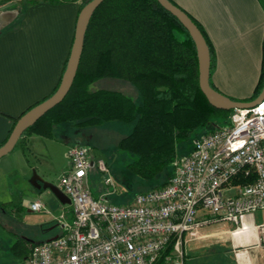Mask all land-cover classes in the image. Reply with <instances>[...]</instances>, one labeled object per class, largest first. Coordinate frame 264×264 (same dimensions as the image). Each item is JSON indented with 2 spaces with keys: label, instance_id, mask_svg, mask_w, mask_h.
<instances>
[{
  "label": "trees",
  "instance_id": "obj_1",
  "mask_svg": "<svg viewBox=\"0 0 264 264\" xmlns=\"http://www.w3.org/2000/svg\"><path fill=\"white\" fill-rule=\"evenodd\" d=\"M89 1L82 0L80 10ZM106 78L129 82L140 101L118 90L92 88ZM263 86L264 64L254 94L246 100L255 99ZM231 112L215 108L206 99L199 87L196 46L178 19L157 0H104L91 18L69 93L20 140L33 133L53 137L54 129L60 126L82 129L111 123L132 125L116 145L129 157L126 175L122 176L126 181L137 179L142 187L152 185L153 189L167 184L174 160L193 135L201 128L226 125ZM111 171L115 176L112 167ZM253 180L254 175H239L234 183ZM111 200L115 203L113 196ZM174 246L172 238L154 264H165L173 257Z\"/></svg>",
  "mask_w": 264,
  "mask_h": 264
},
{
  "label": "built area",
  "instance_id": "obj_2",
  "mask_svg": "<svg viewBox=\"0 0 264 264\" xmlns=\"http://www.w3.org/2000/svg\"><path fill=\"white\" fill-rule=\"evenodd\" d=\"M90 153L88 145L70 147V166L59 179L73 218L59 216L61 234L33 244L17 264H154L170 239L179 251L184 234L207 222L199 220L200 211L239 231L258 229L264 237V223L247 222L256 211L264 215V100L232 110L229 123L176 157L166 185L137 193L125 204L111 200L118 186L110 164L92 161ZM93 168L102 176L98 197L89 186ZM239 175L254 180L234 183ZM30 208L40 212L45 205L36 200Z\"/></svg>",
  "mask_w": 264,
  "mask_h": 264
},
{
  "label": "crops",
  "instance_id": "obj_3",
  "mask_svg": "<svg viewBox=\"0 0 264 264\" xmlns=\"http://www.w3.org/2000/svg\"><path fill=\"white\" fill-rule=\"evenodd\" d=\"M171 1L204 32L211 52L210 83L214 89L235 100L250 98L260 81L264 64V0ZM79 10L80 3L75 1L36 2L21 10L9 5L0 6V145L7 139L14 121L49 98L60 83L72 48ZM115 80L119 79L106 78L97 82L103 84ZM109 127L110 124L82 129L60 126L54 129L53 137L35 133L26 135L12 152L0 159V175L5 168L14 165L13 159L21 160L19 164L24 173L34 167L38 169L30 164L28 154L34 153L37 159L41 155L53 157L58 145L59 157H53V161L59 158L62 162L55 169L61 171V176L70 166L69 148L79 144L90 147L92 161L103 158L112 167L111 159L98 152L94 154L91 142L105 136L111 130ZM37 144L42 148H35ZM42 169L45 173L53 171L47 167ZM35 192L38 198L46 197L52 209L60 211L59 216L63 214L68 220L73 218L71 205L62 204L49 189L35 188ZM101 193L102 184L95 195ZM59 216L52 220L58 230L51 231L44 241L61 234L55 221ZM212 217L200 211L199 220L207 222L185 233L183 242L188 241V235L195 236L206 226L226 224L229 227L226 243L233 257L230 264H264V237L258 229L239 231L234 224ZM247 222L261 225L264 215L256 211Z\"/></svg>",
  "mask_w": 264,
  "mask_h": 264
},
{
  "label": "rangeland",
  "instance_id": "obj_4",
  "mask_svg": "<svg viewBox=\"0 0 264 264\" xmlns=\"http://www.w3.org/2000/svg\"><path fill=\"white\" fill-rule=\"evenodd\" d=\"M45 1H75L81 3L82 0H0V6L5 8L9 5L21 10L30 4ZM92 88L94 90L100 88L118 90L132 97L137 102L140 101L138 91L122 80L104 82L103 84L97 82L92 85ZM221 125L222 123L220 122ZM109 128L111 130L107 131L105 136L96 137L91 142L94 145V154L98 152L104 158L111 159L110 163L118 186V191L113 196V200L117 204H125L126 200L129 199L130 202V199H133L142 190H150L152 185H144L142 187L137 179L126 181L122 176L126 175L125 166L129 159L126 153L121 150H115V148L118 141L132 130V125L111 123ZM217 128L214 126L201 128L197 135H193L189 142L182 146L179 156H185L191 151L195 139L209 134ZM58 147L59 145L54 149L53 157H59ZM35 148L41 149L42 146L37 144ZM41 156L37 159L34 153L28 154L30 164L38 166V169L34 167L31 171L24 173L21 169V164H19L21 160L13 159L14 165L12 164L10 168H5L0 175V264H17L33 244L46 240L51 235V231L58 230L52 220L55 216H59L60 211L53 210L46 197L38 198L36 196L35 188L30 180L35 170L46 181L59 185L61 171H56L55 169L62 162L59 158L53 161L51 154ZM42 167H47L53 171L45 173ZM172 171L173 169L168 175L169 177ZM101 184L102 176L96 168H93L89 186L95 197H98L95 194L101 188ZM34 200H41L46 206L45 209L40 212L31 211V203ZM47 211L49 214L46 213ZM259 216L258 222L261 221ZM227 235H229V227L226 224L219 223L213 226H206L199 231V234L195 236L188 235L186 237L188 241L186 243L183 242L179 251H174L173 257L169 258L165 264H230L233 257L226 243Z\"/></svg>",
  "mask_w": 264,
  "mask_h": 264
},
{
  "label": "water",
  "instance_id": "obj_5",
  "mask_svg": "<svg viewBox=\"0 0 264 264\" xmlns=\"http://www.w3.org/2000/svg\"><path fill=\"white\" fill-rule=\"evenodd\" d=\"M157 1L165 10L178 19L192 38L198 55L199 87L212 106L217 109L231 111L251 108L264 100V86L255 99L248 101L235 100L216 91L210 83L211 52L202 31L193 19L171 0ZM103 2L104 0H90L80 10L76 21L72 48L59 87L49 98L35 105L17 119L8 139L0 146V159L12 152L26 130L47 112L60 104L69 93L79 69L85 37L91 18ZM30 182L36 189H49L62 204H71L70 199L59 186L46 181L35 170Z\"/></svg>",
  "mask_w": 264,
  "mask_h": 264
}]
</instances>
